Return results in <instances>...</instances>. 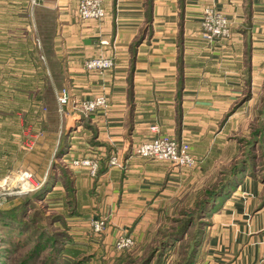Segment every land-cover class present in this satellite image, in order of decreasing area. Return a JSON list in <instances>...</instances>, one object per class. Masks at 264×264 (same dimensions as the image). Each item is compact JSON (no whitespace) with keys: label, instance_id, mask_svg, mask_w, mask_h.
I'll return each mask as SVG.
<instances>
[{"label":"crops","instance_id":"obj_1","mask_svg":"<svg viewBox=\"0 0 264 264\" xmlns=\"http://www.w3.org/2000/svg\"><path fill=\"white\" fill-rule=\"evenodd\" d=\"M34 1L0 0V190L31 187L29 174L35 187L65 191L63 160L80 216L107 219L102 242L113 243L120 233L143 241L150 221L169 215L182 192L210 172L208 164L222 162L227 148L226 160L234 158L233 131H244L245 115L250 126L259 113L264 0H151L149 7L147 0H103L100 22L80 21L74 0ZM208 6L229 20V39L202 37ZM95 57L113 58L115 65L87 71L85 62ZM30 82L40 84V101L44 95L50 107L44 126H21ZM63 90L69 104L60 115ZM101 95L106 108L81 118L83 103ZM58 116L60 125L53 122ZM154 125L188 142L196 166L138 157ZM87 147L102 157L95 178L70 165ZM113 155L122 169L109 166ZM195 264H264V183L256 174L247 171L216 200Z\"/></svg>","mask_w":264,"mask_h":264},{"label":"rangeland","instance_id":"obj_2","mask_svg":"<svg viewBox=\"0 0 264 264\" xmlns=\"http://www.w3.org/2000/svg\"><path fill=\"white\" fill-rule=\"evenodd\" d=\"M26 85L28 106L27 112L20 116L21 120H25L21 126H44V122L49 116L50 107L46 99H44V95L41 100L43 104L40 101L38 96L39 92H41L38 90L40 84L30 82ZM263 104L264 99L261 98L259 113L255 112L257 114L250 116V126H247L246 120L248 116L245 115L244 131H241L243 126H240L237 131H233L232 140L236 144L234 158L229 162L226 160L227 157L231 159L229 156L231 151L227 148L223 161L216 164H208L210 172L204 175L206 177L197 178L195 187L193 186L182 192V198L176 201V205L172 206V210H168L169 215L165 211L158 214L155 217L156 219L154 218L150 221L153 225L146 230L147 237L143 241L138 242L134 239L133 247L124 251H117L114 246L115 242H109L108 244L102 242V234L96 233L92 226L94 221L100 219H89L83 217V215L80 216V211L76 210L74 204L72 206L69 204L67 207L66 198L75 203L76 196L74 191L69 197L66 188L65 191L64 189H59L54 194L49 192L51 191L50 187L41 189L38 187L39 185L37 187L31 185V187L27 186L28 189H20L19 184L18 187L10 188V190L4 191L1 189L0 212L7 211L6 208L8 207H10L8 210H11L18 206H23L22 203L27 202V206H24L27 211L23 215L26 218L28 228L22 227L16 221L10 219L8 221L7 218H4V220L3 218L0 219V264H21L24 257L35 247L42 230L45 233H49V236L50 234L55 235L56 232H60L61 235L64 233L68 239L62 249L51 250V247H48L41 252L36 251L35 255L32 253L33 258H35L32 264H138L142 262L153 249L159 248L160 241L164 239L163 233L175 225L173 218L179 216L182 210L193 209L205 189L219 185L233 173V169L243 166L241 160H247L245 162L249 163L251 162V156L255 155L257 157V166L259 167L255 170V173H251L256 174L258 179L264 183L262 180L264 177V149L258 146L260 140L255 135L258 130L264 128V126H259V122L264 117ZM60 113H62L60 115H63L64 110ZM61 118L58 116V121L53 119L54 124L55 122L57 125L62 124ZM57 158L61 159V153L58 154ZM59 164L67 168L65 161L58 160ZM22 174L20 173L19 176ZM244 174H246V171L238 174L240 181H242ZM26 182H29V179ZM3 191L5 194H1ZM36 193H42L44 196L41 199H36L34 197ZM77 214L79 215L77 216ZM56 216L64 219V223L59 221ZM103 220L107 222V219ZM94 234L97 235L95 236ZM173 245L164 253L162 264H180L182 262V253L185 248H180L179 242H175Z\"/></svg>","mask_w":264,"mask_h":264},{"label":"built area","instance_id":"obj_3","mask_svg":"<svg viewBox=\"0 0 264 264\" xmlns=\"http://www.w3.org/2000/svg\"><path fill=\"white\" fill-rule=\"evenodd\" d=\"M77 4V16L80 21H102L106 17V9L103 0H74ZM38 3L37 0L34 1ZM202 37L208 42L226 40L232 36V27L226 16L217 10L214 6H208L204 9L201 17ZM106 44V42H102ZM114 66L113 58L95 57L85 62L84 68L90 72H104L112 69ZM60 112H63L65 106L69 104V96L66 90L58 98ZM107 99L104 96H97L93 100L83 103L80 109L81 118H89L100 109L106 108ZM81 126V124L79 125ZM151 137L143 142L136 150V155L140 158L154 162H166L176 168L190 169L196 166L197 160L192 154V148L188 142L178 141L176 138L164 133L159 125L150 127ZM70 165L76 170L87 172L95 178L101 168L102 157L98 151L87 147L84 155L80 158L70 160ZM108 164L110 167L122 169L123 163L120 162L117 155L110 157ZM29 179L30 185H34L30 175L25 174ZM30 187V186H29ZM96 233H102L106 228V220L100 219L92 223ZM134 238L120 233L115 240V249L124 251L132 248Z\"/></svg>","mask_w":264,"mask_h":264},{"label":"trees","instance_id":"obj_4","mask_svg":"<svg viewBox=\"0 0 264 264\" xmlns=\"http://www.w3.org/2000/svg\"><path fill=\"white\" fill-rule=\"evenodd\" d=\"M147 5L148 7L151 5V0H147ZM141 40V38L137 40L134 45H139ZM259 124V126H264V117L262 118L261 122H259ZM255 135H257L260 140L258 146L261 149H264V128L258 130ZM256 158L257 157L255 155H252L250 159L251 162H243V166L241 168L236 167L233 169V173L229 177H226L219 185L213 188L205 189L202 197L196 201L193 209L182 210L179 213V216L173 218L175 225L171 226L163 233L164 239L160 241L159 248L153 249L149 256L138 264H162L164 253L175 242H179L180 248H185L182 253V262L180 264H195L205 238L206 229L210 225L211 210L214 203L219 197L229 195L231 191L239 185V173L245 171L255 173V170L259 167L257 166ZM59 170L62 173L63 185L68 192V196L70 197L73 192V188L69 180L67 170L62 166L59 167ZM262 180L264 181V177ZM43 196L44 195L42 193H36L34 197L36 199H41ZM68 203L71 206L73 205L72 200H68ZM22 204L23 206H18L17 208L0 212V219L3 218L4 220V218H7L8 221H16L22 227L25 226L28 228L26 225V218L23 215V213L27 211V209L24 208V206H27V202H23ZM56 218L64 223V219L61 217L56 216ZM67 239L68 238L64 233L61 235L60 232H56L55 235L50 234L49 236V233H45L42 230L39 234L38 240L36 241L35 247L28 255L24 257L21 264H32L33 260L35 259L33 258V255H35L36 251L41 252L48 247H51V250L62 249L66 244L65 241ZM32 253L34 254L32 255Z\"/></svg>","mask_w":264,"mask_h":264},{"label":"bare ground","instance_id":"obj_5","mask_svg":"<svg viewBox=\"0 0 264 264\" xmlns=\"http://www.w3.org/2000/svg\"><path fill=\"white\" fill-rule=\"evenodd\" d=\"M29 187V186H28Z\"/></svg>","mask_w":264,"mask_h":264}]
</instances>
